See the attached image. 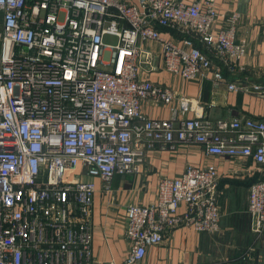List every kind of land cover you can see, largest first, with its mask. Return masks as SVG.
<instances>
[{"label":"built area","instance_id":"obj_1","mask_svg":"<svg viewBox=\"0 0 264 264\" xmlns=\"http://www.w3.org/2000/svg\"><path fill=\"white\" fill-rule=\"evenodd\" d=\"M239 18L232 11L214 30V0H0V264H94L90 178L109 190L115 175L141 173L149 148L193 142L208 154L264 165V120L141 112L144 101L174 98L170 88L140 78L141 57L149 55L142 42L159 43L167 71L186 80L211 71L217 85L225 78L207 50L230 70L243 69ZM165 27L184 37H163ZM107 34L117 43H105ZM227 86L247 90L245 83ZM252 89L264 92L258 84ZM179 102L187 112L189 99ZM217 178L213 164H188L158 179L152 203L127 205L122 264H145L146 248L179 225L218 231ZM248 213L260 233L264 180L248 188Z\"/></svg>","mask_w":264,"mask_h":264},{"label":"crops","instance_id":"obj_2","mask_svg":"<svg viewBox=\"0 0 264 264\" xmlns=\"http://www.w3.org/2000/svg\"><path fill=\"white\" fill-rule=\"evenodd\" d=\"M214 2L219 11L214 30L225 25L224 19L232 11L240 14L235 40L243 39L247 43L246 54L239 61L244 68L230 70L208 49V56L215 66L221 67L225 80L215 85L211 71L205 77L186 80L164 68L158 42L144 41L141 45L149 55L141 57L140 78L170 88L174 98L168 104L144 101L143 115L153 119L175 117L176 120L203 116L211 122L233 117L264 120V92L252 89V85L258 84L264 90V0ZM161 34L177 41L184 37L172 27L161 28ZM193 41L204 49L197 39ZM228 83H245L247 90H230ZM181 97L188 98L190 103L184 113L180 108ZM188 164H213L217 169L219 229L209 233L179 225L161 244L146 248L144 263L264 264V222L260 233L256 232L248 213V188L255 178L264 177V165H258L250 157L208 154L201 144L193 142L180 144L175 150L158 146L147 149L141 173L115 175L107 191L101 179L90 178L96 186L90 221L94 264L123 263L129 246L125 236L127 205L152 203L158 179L179 175ZM184 210V205H180L179 211Z\"/></svg>","mask_w":264,"mask_h":264},{"label":"rangeland","instance_id":"obj_3","mask_svg":"<svg viewBox=\"0 0 264 264\" xmlns=\"http://www.w3.org/2000/svg\"><path fill=\"white\" fill-rule=\"evenodd\" d=\"M104 41L107 44H116L117 43V38L114 37L113 35L107 34L104 37Z\"/></svg>","mask_w":264,"mask_h":264},{"label":"trees","instance_id":"obj_4","mask_svg":"<svg viewBox=\"0 0 264 264\" xmlns=\"http://www.w3.org/2000/svg\"><path fill=\"white\" fill-rule=\"evenodd\" d=\"M259 180H264V177H263V178H260V179L255 178L250 184H252L253 182L259 181ZM249 186H250V185H249Z\"/></svg>","mask_w":264,"mask_h":264}]
</instances>
